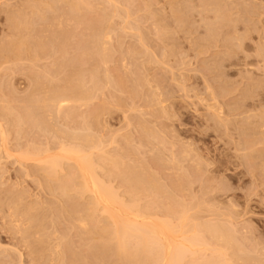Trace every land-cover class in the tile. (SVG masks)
<instances>
[{
  "label": "rangeland",
  "instance_id": "1",
  "mask_svg": "<svg viewBox=\"0 0 264 264\" xmlns=\"http://www.w3.org/2000/svg\"><path fill=\"white\" fill-rule=\"evenodd\" d=\"M107 211L264 264V0H0V264H156Z\"/></svg>",
  "mask_w": 264,
  "mask_h": 264
},
{
  "label": "bare ground",
  "instance_id": "2",
  "mask_svg": "<svg viewBox=\"0 0 264 264\" xmlns=\"http://www.w3.org/2000/svg\"><path fill=\"white\" fill-rule=\"evenodd\" d=\"M67 99L69 100V97L64 96V95H60V96H56V98H53V101H52V102H53L54 106L57 108V110H59V109L61 110V108H63L64 105L67 104V103H65V102L68 101ZM65 150H66V148H65ZM68 150H69V151H68ZM68 150H66V151H64V152H66V153H67V151H68L69 153L71 152L72 155L75 154L74 152H76L77 150L80 151L79 149H77V150H76V149H73V150L68 149ZM74 150H75V151H74ZM78 151H77V152H78ZM72 152H73V153H72ZM77 152H76V153H77ZM68 155H69V154H68ZM77 155H80V153H78ZM81 155H82V154H81ZM81 155H80V156H81ZM80 156H79V158H80ZM85 156H86V155H85ZM85 156H83V157H85ZM74 157H75V156H74ZM83 157H82V162H81V161H80V162H77V163H76L77 166H75V167L79 170V171H78V172H79L78 174L80 175V177H79V178H80V181H79V183H80L79 186H80V187H79V186H77V187L81 188V190H82L83 193H84V192H91L92 199L90 198V200H91V203H90V204L95 205L96 203L99 202V199H100V198L102 199V197H100V193H99L98 188H97V187L99 186V185L97 186L98 181H96L95 178H94V179H90L89 176H88V174H92V173H88L89 168H90V165H91V164L88 162V159H87V161H86V158H88V157H85V158H83ZM40 158H41V157H40ZM74 159L76 160V158H74ZM80 159H81V158H80ZM83 159L85 160V163H86V169H85V167L83 166V162H84ZM89 159H90V158H89ZM37 160H40V159H37ZM75 160H74V162H76ZM52 161H54V162H51V163L49 162L50 165H51L52 163H53L52 165H55V164L57 163V162L55 163L56 160H53V159H52ZM78 161H79V160H78ZM89 161H90V160H89ZM87 162H88V164H87ZM54 163H55V164H54ZM85 163H84V165H85ZM86 170H87V171H86ZM90 172H91V171H90ZM79 175H78V176H79ZM92 176H93V174H92ZM94 177H95V176H94ZM99 183H100V182H99ZM79 188H77V189H79ZM100 188H101V187H100ZM81 190L79 189V191H81ZM100 190H101V189H100ZM104 190H105V189H104ZM104 200H105V199H104ZM107 201H108V200H107ZM121 201H122V200H121ZM101 202H103V201H101ZM134 202H135V201H133V203H134ZM120 203H121V202H120ZM122 203H123V202H122ZM101 204H102V203H101ZM97 205H98V204H97ZM103 205H104V204H103ZM103 205H102V206H103ZM106 205H107V204H106ZM110 205H111V204H110ZM122 205H123V204H122ZM133 205H134V204H133ZM124 206H125V205H124ZM90 207H92V206L90 205ZM109 207H110V206H109ZM126 207H127V206H126ZM132 207H133V206H132ZM100 208H101V207H100ZM127 208H128V207H127ZM127 208H126V209H127ZM129 208H130V207H129ZM137 208H138V206H137ZM130 209H131V208H130ZM130 209H129V210H130ZM138 209H139V208H138ZM140 210H141V209H140ZM133 211H134V210H133ZM135 211H136V210H135ZM135 211H134V212H135ZM107 212L109 213V217H111V219H112V221H113V223H112V222H110V223H112V228H113V226H114L115 231H118L119 229H121V228L124 226L126 229H129V230H128V233H126L125 231H127V230L123 227L124 230H125V231H123V232L126 233V234H124V235H127V236H128V235H130V234H129V232H130V233H133V234H134V237H137V236H138V239H137V238L135 239V240H138L137 242L135 241V245L139 242V243L137 244L138 246L136 245L138 248H135V250H138V251H135L133 254L130 255L129 253H127L128 250H126V246H124V247H125L124 249H122V248H116V249H119V250H118L119 252H120L121 250H122V251L126 250L127 252H126V251H124V252H126L127 255L129 254L130 256H133V255L135 254V255H134V258H136L135 256L138 255V254H136V252H138V253L141 255V253L144 254L145 252L147 253V252L149 251V253H147V255L150 256V252L152 251V250H150L151 248H150V247H146V248H150L148 251H147V249L142 250V248H145L146 245H145V243H144V245H145L144 247H142V245H140V242H141V244H143L141 239H144L145 237H144V238H141V237H143L144 235H147V238H148V239L146 238V239H145L146 241H147V240H148L149 242H150V240L152 241V242H150L149 244L154 243L153 245H156L157 248H158V247L160 248V249H159V252L156 251V252L158 253L157 256H156V254H155L156 258L153 257L154 261L157 262L156 264H160L161 259H162L163 256H164V253L167 255V252H168V251H170V252H171V250L174 251V249H172V247H171V250H168V251L166 250V248H168V247L164 245V244H165V243H164V240H165V239H164L163 242H162L161 237H160L161 233H160V230L157 229V227H155V226H151V225H150V226H147V225H146V226H143V225L136 226L137 223H136L135 220H134V221H135L134 223L131 222V221L127 223V222L125 221V223H127V224H125L124 221L122 222V220H121L122 224H124V225H121V226H120V225H119L120 223L118 224V222H116V221L113 219V216L111 215V212H109V211H107ZM138 212H139V211H138ZM138 212H137V214H138ZM141 213H142V212H141ZM140 215H141V214H140ZM142 215H144V214H142ZM146 215H147V214H146ZM123 217H125V216H123ZM107 218H108V217H107ZM131 219H132V218H131ZM131 219H130V220H131ZM108 220H109V219H108ZM109 221H110V220H109ZM118 221H119V220H118ZM163 222H164V220H163ZM135 223H136V225H134ZM146 223H147V221H146ZM146 223H145V224H146ZM113 224H114V225H113ZM142 224H144V223H142ZM145 224H144V225H145ZM166 224H167V222H166ZM166 224H165V225H166ZM168 224H170V223H168ZM138 225H139V224H138ZM165 225H164V226H165ZM157 226H159V225H157ZM167 226H168V225H167ZM168 227L170 228V225H169ZM161 228H165V227H161ZM161 228H160V229H161ZM104 229H106V228H104ZM122 230H123V229H122ZM130 230H132V231H130ZM172 230H173V229H171V231H172ZM110 231H111V230H110ZM119 231H120V230H119ZM123 232L121 233L122 235H123ZM134 232H135V233H134ZM161 232H162V231H161ZM163 232H164V230H163ZM163 232H162V233H163ZM159 233H160V234H159ZM113 234H114V233H113ZM118 234H120V232H119ZM133 234H132L131 236H133ZM135 234H136V236H135ZM164 234H165V232H164ZM164 234H163V235H164ZM124 235H123V236H124ZM163 235H162V237H163ZM118 237H119V236H118ZM121 237H122V236H120L119 238H121ZM124 237H125V236H124ZM139 237H140L141 239H140ZM122 238H123V237H122ZM122 238H121L120 240H122ZM164 238H165V237H164ZM199 238H201V237H199ZM123 239H124V238H123ZM139 239H140V240H139ZM162 239H163V238H162ZM166 239H167V238H166ZM171 240H172V239H171ZM197 240H198V239H197ZM197 240H196V241L194 240V242H197ZM117 241H118V240H117ZM143 241H144V240H143ZM165 241H166V240H165ZM172 241H173V240H172ZM172 241H171V245L173 244V246H174L175 244L172 243ZM122 242H124V240L121 241V244L125 245V244H124L125 242H124V243H122ZM201 242H202V241H201ZM118 243H119V242H118ZM118 243H117V244H118ZM147 243H148V242H147ZM163 243H164V244H163ZM199 243H200V241H199ZM149 244H147V246H149ZM166 244H167V243H166ZM119 245H120V244H119ZM139 245H140V246H139ZM151 245H152V244H151ZM168 245L170 246L169 241H168ZM176 245H178V244H176ZM176 245H175V246H176ZM192 245H193V244H192ZM117 246H118V245H117ZM120 246L123 247L122 245H120ZM164 246H165L166 248H164ZM175 246H174L173 248H176V249H175V252H176V250H177V253H175V252H174V253H175L176 255H177V254L179 255L180 253H183V255H184V251H185V249H183V251L181 250L182 252H179V250H180L179 245L176 246V247H175ZM118 247H119V246H118ZM139 247H140V248H139ZM185 247H186V246H185ZM185 247H182V245H181V249H182V248H185ZM168 249H169V248H168ZM186 249H187V247H186ZM188 249H189V250H188ZM188 249H187L186 251H187L188 253H191L192 250H191L190 248H188ZM139 250H140V251H143V252L145 251V252H144V253H143V252H139ZM165 250H166V252H165ZM122 251H121V253L124 255V252H122ZM189 251H190V252H189ZM152 252H153V251H152ZM187 252H186V253H187ZM126 253H125V255H126ZM174 253L172 252V255H174ZM119 254H120V253H119ZM122 254H121V255H122ZM125 255L123 256L124 258L122 257L124 260H125V258L127 257V256L125 257ZM140 255H139V257L137 256L138 259L141 258ZM145 255H146V254H144L143 256H145ZM166 255H165V256H166ZM170 255H171V253H169V256H170ZM183 255H182V256H183ZM152 256H154V255L151 254V257H152ZM165 256H164L163 259H165V261H166L167 258H165ZM169 256L167 255V257H169ZM184 256H186V255H184ZM128 257H129V256H128ZM120 258H121V257H120ZM120 258H119V259H120ZM170 258H171V257H170ZM138 259H137V260H138ZM163 259H162V260H163ZM176 259H179V258H176ZM180 259H181V257H180ZM165 261H162V262H163V263H167L168 261L170 262L169 259L167 260V262H165ZM175 261H177V260H175ZM206 261H207V260H206ZM178 262H179V261H178ZM178 262H177V264H178ZM207 262H208V261H207ZM163 263H162V264H163ZM171 263H173L172 260H171ZM191 263H192V262H191ZM193 263H194V262H193ZM193 263H192V264H193ZM151 264H154V263H151ZM175 264H176V263H175ZM199 264H200V263H199ZM206 264H207V263H206ZM208 264H210V263H208Z\"/></svg>",
  "mask_w": 264,
  "mask_h": 264
}]
</instances>
